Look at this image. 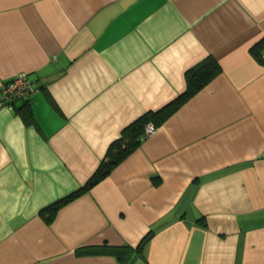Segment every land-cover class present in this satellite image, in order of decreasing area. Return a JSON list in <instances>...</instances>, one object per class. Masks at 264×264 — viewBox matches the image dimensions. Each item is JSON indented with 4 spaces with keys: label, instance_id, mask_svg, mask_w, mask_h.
I'll return each instance as SVG.
<instances>
[{
    "label": "crops",
    "instance_id": "crops-1",
    "mask_svg": "<svg viewBox=\"0 0 264 264\" xmlns=\"http://www.w3.org/2000/svg\"><path fill=\"white\" fill-rule=\"evenodd\" d=\"M262 40L264 0H0V88L35 86L0 108V264H117L75 250L150 230L132 264H264ZM207 56L220 72L46 221Z\"/></svg>",
    "mask_w": 264,
    "mask_h": 264
},
{
    "label": "trees",
    "instance_id": "trees-1",
    "mask_svg": "<svg viewBox=\"0 0 264 264\" xmlns=\"http://www.w3.org/2000/svg\"><path fill=\"white\" fill-rule=\"evenodd\" d=\"M262 41H259L258 43L261 44ZM260 58L262 62H264L262 55ZM220 69L218 61L212 56H207L193 66L189 67L185 72V90L158 110H149L128 126L124 127L121 131V136L110 143L103 159L86 182L76 190L43 208L42 212L45 210V212H43L45 214L44 219L48 222L51 221L60 205L72 200L76 196L90 189L98 181L102 180L114 165L126 157L138 144H140L142 139L146 137L147 134L145 132V127L148 123H151L154 127H156L158 123H161L191 95L201 89L214 76H216L220 72ZM151 236L152 231L150 230L141 237L136 246L109 245L107 243H101L97 245L79 247L75 250V252L77 255L112 254L116 257L117 264H132L135 257L140 255L143 246L148 242Z\"/></svg>",
    "mask_w": 264,
    "mask_h": 264
},
{
    "label": "built area",
    "instance_id": "built-area-1",
    "mask_svg": "<svg viewBox=\"0 0 264 264\" xmlns=\"http://www.w3.org/2000/svg\"><path fill=\"white\" fill-rule=\"evenodd\" d=\"M262 59H264V55H262ZM34 88V82L30 78L28 73L25 71L19 72L9 81L2 84L0 88V108H14L15 102L18 99L27 98ZM154 129V125L148 123L146 125L145 132L146 134H148Z\"/></svg>",
    "mask_w": 264,
    "mask_h": 264
}]
</instances>
